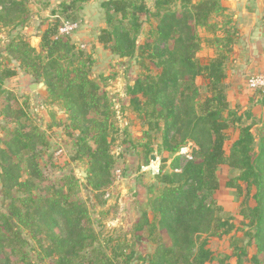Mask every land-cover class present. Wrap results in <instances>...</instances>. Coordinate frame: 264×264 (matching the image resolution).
I'll return each mask as SVG.
<instances>
[{"label": "trees", "instance_id": "obj_1", "mask_svg": "<svg viewBox=\"0 0 264 264\" xmlns=\"http://www.w3.org/2000/svg\"><path fill=\"white\" fill-rule=\"evenodd\" d=\"M85 1H72L63 13ZM262 5L264 30V0ZM101 7L107 28L100 30L97 42L112 56L140 59L141 69L146 71L128 89L139 118L149 130L160 131L165 152L175 154L188 142L194 145L182 166L177 156L170 173L161 171L155 176L149 209L134 224L135 243L141 244L146 235L153 244L152 252L142 257L143 263L213 261L206 239H199L220 238L234 228L214 215L213 196L220 189L217 171L226 166L238 174L225 187L233 189L239 199L238 214L246 221L242 225L253 231L234 252L235 264H264V130L255 146L253 124L247 122L250 114L237 115L228 105L225 66L238 31L228 27L230 17L224 16L226 21L220 27L212 22L214 15L223 16L226 9L218 0H156L151 13L143 0H104ZM145 16L154 19L155 25L137 46ZM28 20L24 0H0L1 27H24ZM59 25L42 32L37 49L19 39L6 46V53L20 69L43 83L49 105L60 107L67 134L77 133L73 161L86 162L89 188L101 191L103 197L102 191L112 185L114 165L107 139L111 128L108 100L90 78V57L68 38H56ZM200 28L209 34L205 44L216 51L205 65L196 57L202 48ZM145 61L158 72L149 73ZM14 76L15 70H0L1 103L14 113L13 118L6 114V122L14 127L7 132V140H0V190L8 201L5 212L0 213V264H34L24 236L35 243L36 258H47L50 264H127L130 257L125 250L108 256L100 245L85 204L74 195V178L50 181L39 168L37 161L49 149V140L37 128L26 132L20 122L24 107L17 103L12 107L1 97L5 94L2 82ZM197 77L206 81L208 95L203 100L195 84ZM149 152L142 157L145 165ZM38 186L44 192L36 191Z\"/></svg>", "mask_w": 264, "mask_h": 264}, {"label": "rangeland", "instance_id": "obj_2", "mask_svg": "<svg viewBox=\"0 0 264 264\" xmlns=\"http://www.w3.org/2000/svg\"><path fill=\"white\" fill-rule=\"evenodd\" d=\"M24 1L29 10V20L26 25L5 28L0 26V70L7 67L16 71V76L2 82L5 94L1 97L5 98V102H9L12 107L15 106V103L24 107L25 116L20 119V122L26 132H29L30 128H37L39 133L47 137L50 147L47 151L43 150L45 154L38 159L39 168L50 181H56L61 177L74 178L72 182L74 195L85 204L92 228L106 254L112 256L114 253L125 250V254L130 257L127 264H145L142 257L152 252L153 244L146 235H144L141 244H136V238L132 232L136 220L149 209L152 198L149 190L156 184V175L152 174L151 170L143 171L142 168L151 164L154 168L157 167L160 172L170 173L172 160L179 156V166H182L187 157L191 155L193 144L190 142L192 146H185L188 148L185 154L180 153L181 148L175 154L165 152L162 148L160 131L149 130L144 121L139 118L137 111L131 106L128 89L133 86L135 78L146 71L141 69L140 59H120L112 56L97 42L100 30L107 28L105 9L101 7L104 0H87L84 3H76L74 8L65 14L63 13L64 6L71 4L74 0ZM155 1L143 0L145 8L150 13ZM218 1L222 6H225L231 0ZM226 14L223 16L214 15L212 22H216L220 27L226 21L223 17H230ZM62 20L79 21V30L68 39L72 44H76L78 50H81L85 56L90 57V78L98 83L108 100L111 128L107 139L114 165L112 185L102 191L103 197L100 195L101 191L95 193L89 188L86 180V162L73 161L77 152L75 145L77 133L73 132L71 136L67 134L64 127L67 125V121L60 107L49 105L45 87L30 91V85H39L41 82H37L30 74L20 69L19 63L6 53V46L12 40L19 39L28 42L31 47L37 49L42 32L54 24L61 23ZM141 21L143 22L136 39L137 46L147 38L150 26L155 25V20L147 16L143 17ZM240 22L244 28L245 25L247 26L245 34H249L247 22L243 20ZM235 24L238 25V22H234V26ZM198 34L202 39V52H198L197 60L198 62L207 60L208 63L215 57L216 51L210 47L213 57L209 58L206 55L209 46L205 44V38L209 37V34L202 28L198 29ZM240 34L244 36L243 32ZM79 46H83V48ZM235 50L238 52L236 46L229 57H237L238 53ZM263 61L264 55L260 54L257 68H254L252 72H248L249 70L246 69L236 75L228 73V69L225 67L227 75L224 85L228 105L236 111L237 115L250 114L251 118L247 122L253 124L255 146L264 132L261 131L264 130V95L249 90L246 79L251 74L264 75L261 65ZM144 67H147L151 74L158 72L146 61ZM197 87L200 100H203L208 95L206 81L202 79ZM1 101L0 99V140L5 141L8 139L7 132L14 127V124L6 122L5 116L8 114L13 118L14 113L3 108L4 103ZM234 136L231 130V141ZM0 148H2L1 145ZM37 148L39 150V146ZM147 150H150V157L149 159L147 157L145 165L142 157ZM152 156L153 160H151ZM116 170L120 171L118 178L115 176ZM237 174V171L226 166L220 167L217 171L220 189L213 196L214 215L228 221L234 228L228 235H223L220 238L202 236L199 239V241L202 239L207 241L206 248L211 251L213 257V261L209 264H221V262L235 264L234 252H238L237 250L242 248L250 235L253 234L251 229L242 225L246 221H243L238 214L239 199L234 190L225 187L227 180L234 178ZM24 178L23 175L22 180ZM36 191L44 192L42 186H38ZM7 203L8 201L2 197L0 190V213L5 212ZM24 238L28 244L26 251L34 264H50V260L47 258H36L35 243L26 236ZM250 251H254V248H251Z\"/></svg>", "mask_w": 264, "mask_h": 264}, {"label": "crops", "instance_id": "obj_3", "mask_svg": "<svg viewBox=\"0 0 264 264\" xmlns=\"http://www.w3.org/2000/svg\"><path fill=\"white\" fill-rule=\"evenodd\" d=\"M255 1V2H254ZM231 0L229 4L223 6L226 9L225 14L229 15L232 19V23L228 27H237V31H239L238 37L236 38V43L233 47L238 54L236 58H231L228 56L226 62V69H228V73H234L235 75L244 70H249L248 72H252L254 68L258 67L259 56L263 55L264 48V30L262 23V0ZM229 12V14H228ZM224 19V17H223ZM245 21L249 27V34H245V28L240 21ZM234 22H238V25ZM244 33L242 36L240 33ZM242 36V37H241ZM207 48L206 55L209 58L213 57L212 50ZM202 50V48H201ZM199 52H202V51ZM202 54V53H201ZM196 57H199L197 53ZM203 62V63H202ZM199 62L202 65L207 64V60ZM264 70V61L261 64ZM227 75V72H226ZM202 80L201 77H197L195 79V84L198 85Z\"/></svg>", "mask_w": 264, "mask_h": 264}, {"label": "built area", "instance_id": "obj_4", "mask_svg": "<svg viewBox=\"0 0 264 264\" xmlns=\"http://www.w3.org/2000/svg\"><path fill=\"white\" fill-rule=\"evenodd\" d=\"M80 28L79 21L76 20H62L60 25L58 26L56 30V38H70L73 34H75ZM80 48H83V46H79ZM246 85L249 90L252 92L258 93L260 95H264V75L263 74H251L246 79ZM187 145V146H186ZM185 146L190 147L192 144L188 142ZM184 146V148L180 149L181 154H185L187 152V149ZM194 147V145H193ZM58 154V153H57ZM190 158V155L187 157L186 160ZM143 171L151 170L152 174L157 175L160 171L157 167H153V165H147L142 168ZM180 170H176V172H179ZM120 174L119 170L115 171V176L118 178ZM107 197V195H106Z\"/></svg>", "mask_w": 264, "mask_h": 264}, {"label": "water", "instance_id": "obj_5", "mask_svg": "<svg viewBox=\"0 0 264 264\" xmlns=\"http://www.w3.org/2000/svg\"><path fill=\"white\" fill-rule=\"evenodd\" d=\"M43 87H44L43 83H40L39 85L33 84V85H30L29 86V90L30 91H33V90H35L37 88H43ZM153 159H154V157L152 156L151 157V160H153Z\"/></svg>", "mask_w": 264, "mask_h": 264}]
</instances>
